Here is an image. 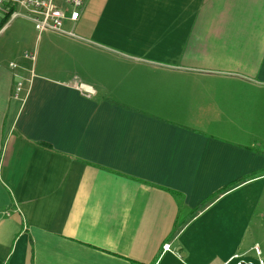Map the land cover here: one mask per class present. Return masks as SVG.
Instances as JSON below:
<instances>
[{
    "label": "crops",
    "instance_id": "obj_1",
    "mask_svg": "<svg viewBox=\"0 0 264 264\" xmlns=\"http://www.w3.org/2000/svg\"><path fill=\"white\" fill-rule=\"evenodd\" d=\"M88 3L33 61L0 42V264H224L207 215L264 178V0Z\"/></svg>",
    "mask_w": 264,
    "mask_h": 264
},
{
    "label": "rangeland",
    "instance_id": "obj_2",
    "mask_svg": "<svg viewBox=\"0 0 264 264\" xmlns=\"http://www.w3.org/2000/svg\"><path fill=\"white\" fill-rule=\"evenodd\" d=\"M112 1L90 0V3L83 9H86L88 16L89 12L92 13L90 19H101ZM13 11H19L22 14L15 17L4 12L0 14V42L6 43L12 56L19 53L24 55L25 50L30 52L39 32L26 18L24 9L17 6L13 8ZM3 27L4 29L1 30ZM256 131L255 149L264 152V125H258ZM255 174L252 172L248 176L226 184L227 189L236 187L223 194L226 196L220 204L222 206L212 209L207 217L218 219L222 223L221 226L215 227L218 232L215 243H208L210 251L216 250L220 256L226 257L246 255L258 264L253 248L256 246L260 249V257L264 262V178L257 177L247 180ZM191 212L194 211H184L183 218L185 215L188 217ZM193 227L192 224L190 229ZM211 233L215 231L211 230Z\"/></svg>",
    "mask_w": 264,
    "mask_h": 264
},
{
    "label": "built area",
    "instance_id": "obj_3",
    "mask_svg": "<svg viewBox=\"0 0 264 264\" xmlns=\"http://www.w3.org/2000/svg\"><path fill=\"white\" fill-rule=\"evenodd\" d=\"M85 0H0V14L2 12H10L12 17H15L20 13L19 11H13L14 7H21L26 11L25 16L29 18L35 27V29L41 33L43 31H56L64 33L68 36L80 38L73 30H64L65 22L75 23L81 12V7ZM25 58L33 61L34 53L25 52L23 55ZM9 66L14 70V76L16 78L15 86L13 89V96L19 98L23 91L25 84L31 82V76L28 78L21 75L16 71L18 65L14 62H10ZM79 88L84 95L93 94L94 90L83 83H77ZM165 249H169V244L164 245ZM257 255L258 264H264L260 257L261 251L258 247L253 248ZM239 256H233L229 258L224 264H256L251 259H241Z\"/></svg>",
    "mask_w": 264,
    "mask_h": 264
},
{
    "label": "trees",
    "instance_id": "obj_4",
    "mask_svg": "<svg viewBox=\"0 0 264 264\" xmlns=\"http://www.w3.org/2000/svg\"><path fill=\"white\" fill-rule=\"evenodd\" d=\"M5 14H11V11L10 12H5ZM227 189L226 187L224 189H222L220 192H222L223 190ZM204 204H201L199 205L200 207L203 206Z\"/></svg>",
    "mask_w": 264,
    "mask_h": 264
},
{
    "label": "water",
    "instance_id": "obj_5",
    "mask_svg": "<svg viewBox=\"0 0 264 264\" xmlns=\"http://www.w3.org/2000/svg\"><path fill=\"white\" fill-rule=\"evenodd\" d=\"M240 264H245V262H241ZM253 264V263H252Z\"/></svg>",
    "mask_w": 264,
    "mask_h": 264
}]
</instances>
